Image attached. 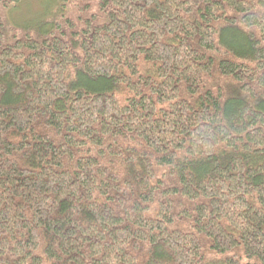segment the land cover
Masks as SVG:
<instances>
[{
    "label": "trees",
    "instance_id": "16d2710c",
    "mask_svg": "<svg viewBox=\"0 0 264 264\" xmlns=\"http://www.w3.org/2000/svg\"><path fill=\"white\" fill-rule=\"evenodd\" d=\"M29 1L0 0V264H264V0Z\"/></svg>",
    "mask_w": 264,
    "mask_h": 264
},
{
    "label": "rangeland",
    "instance_id": "374dc122",
    "mask_svg": "<svg viewBox=\"0 0 264 264\" xmlns=\"http://www.w3.org/2000/svg\"><path fill=\"white\" fill-rule=\"evenodd\" d=\"M39 1L41 0H32L29 1V3H25V5H30V9L31 11L35 10V8L37 7V3H39ZM91 7L94 6L93 4V0H91ZM58 0H52L49 7H48V12H54L56 10H58V4H57ZM82 2L83 0H66V3H69L68 5H66L65 7L67 8V13L71 16V17H75L78 14L83 15L85 13L84 9L86 8V6L82 7ZM43 3V2H42ZM90 5V4H88ZM37 10H40L37 7ZM34 12V11H33Z\"/></svg>",
    "mask_w": 264,
    "mask_h": 264
}]
</instances>
